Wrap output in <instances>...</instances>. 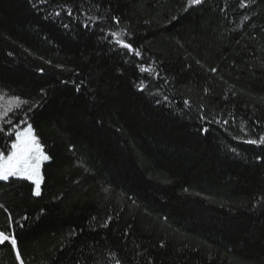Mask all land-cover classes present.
Returning <instances> with one entry per match:
<instances>
[{"label":"trees","instance_id":"trees-1","mask_svg":"<svg viewBox=\"0 0 264 264\" xmlns=\"http://www.w3.org/2000/svg\"><path fill=\"white\" fill-rule=\"evenodd\" d=\"M0 93L51 157L0 181L25 264H264V0H0Z\"/></svg>","mask_w":264,"mask_h":264},{"label":"snow or ice","instance_id":"snow-or-ice-1","mask_svg":"<svg viewBox=\"0 0 264 264\" xmlns=\"http://www.w3.org/2000/svg\"><path fill=\"white\" fill-rule=\"evenodd\" d=\"M45 2V0H42ZM205 3V0H188L189 6H201ZM71 10L68 11V15H71ZM60 15L59 12L56 13ZM247 19V17H246ZM117 23L119 21L117 20ZM67 27V25H65ZM112 36L117 37V44L128 52L133 53L136 56H140V52L134 49L131 43L125 42L120 38L118 33H111ZM142 71H150L148 69H142ZM215 71V69H213ZM79 91V89H77ZM3 93H0V101H4ZM27 103L22 101L19 97H11L4 103H0V133H3L7 137H13L10 146L4 150H0V181L7 182L10 179H22L30 181L35 187L33 193L39 197L41 195V185L44 177L41 173L42 165L45 161H49L51 157L47 155L41 145L39 139L34 133L31 124L27 127L21 128L18 124L13 125L8 113L21 107L22 104ZM187 103V101H185ZM227 123V121H224ZM10 125V127H5ZM201 131L207 133L208 129L203 128ZM250 145L262 146L264 145V135H260L258 138H249L244 141ZM235 151V149H233ZM7 153V154H5ZM0 205V208H3ZM25 219H27L25 217ZM8 220L10 227L12 217L9 215ZM24 227V225H19ZM10 246L15 251V258L19 261V264H25V261L21 257V251L18 248V240L15 233H9L6 230H0V246Z\"/></svg>","mask_w":264,"mask_h":264},{"label":"rangeland","instance_id":"rangeland-1","mask_svg":"<svg viewBox=\"0 0 264 264\" xmlns=\"http://www.w3.org/2000/svg\"><path fill=\"white\" fill-rule=\"evenodd\" d=\"M45 162H46V161H45ZM45 162H44V163H45ZM44 163H43V165H44ZM43 165H42V167H43ZM41 173H42V168H41ZM34 187H35V186H34Z\"/></svg>","mask_w":264,"mask_h":264}]
</instances>
